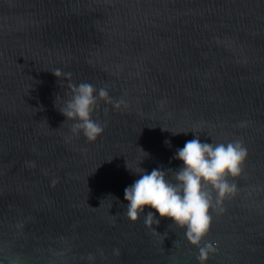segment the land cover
<instances>
[{"label":"water","instance_id":"95a60500","mask_svg":"<svg viewBox=\"0 0 264 264\" xmlns=\"http://www.w3.org/2000/svg\"><path fill=\"white\" fill-rule=\"evenodd\" d=\"M69 83L125 102L98 101L95 141L59 111ZM197 135L248 153L204 264H264V0H0V264H200L184 229L149 206L131 222L124 199Z\"/></svg>","mask_w":264,"mask_h":264},{"label":"clouds","instance_id":"9594fccd","mask_svg":"<svg viewBox=\"0 0 264 264\" xmlns=\"http://www.w3.org/2000/svg\"><path fill=\"white\" fill-rule=\"evenodd\" d=\"M52 73L58 80L71 81L70 72L57 68ZM68 87L70 98L59 111L66 120L74 121L71 129L74 135L82 133L88 141H95L104 131V126L92 119L98 101L112 104L114 109H120L125 102L113 101L107 89H96L90 83H69ZM247 154L241 140L202 143L197 135L177 150L174 159L181 161L183 166L175 172L153 169L148 173L140 168V178L124 190L127 219L137 221L145 206H149L161 218H169L175 226L184 229L186 240L198 248L197 259L204 264L209 255L217 251L211 242L201 246L212 222L210 210L223 212V201L235 195L237 186L228 178L241 175ZM144 223L156 232L152 226L159 224V220L149 211ZM114 253L119 255V250Z\"/></svg>","mask_w":264,"mask_h":264}]
</instances>
